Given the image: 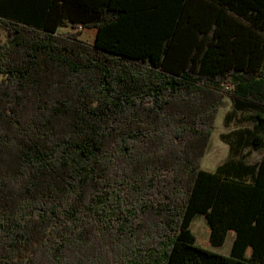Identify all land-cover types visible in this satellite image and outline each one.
<instances>
[{"label":"trees","instance_id":"trees-1","mask_svg":"<svg viewBox=\"0 0 264 264\" xmlns=\"http://www.w3.org/2000/svg\"><path fill=\"white\" fill-rule=\"evenodd\" d=\"M0 29V264H264V0H0ZM227 96L250 126L204 170Z\"/></svg>","mask_w":264,"mask_h":264},{"label":"rangeland","instance_id":"rangeland-1","mask_svg":"<svg viewBox=\"0 0 264 264\" xmlns=\"http://www.w3.org/2000/svg\"><path fill=\"white\" fill-rule=\"evenodd\" d=\"M79 30H81L80 37L84 40H92L94 36L93 31H88V29H85L83 27H79ZM60 31L64 32H73L75 29L72 28H64ZM0 39L3 41L6 36V32L0 29ZM2 76H0L1 79ZM233 105L231 99L227 96L224 100L223 106L220 109L217 122L215 123V128L213 131L212 138L210 139L208 151L205 154L204 161H203V169L213 171L217 167H219L222 163H224L227 159L231 157L230 147L229 145L223 141V134H227L232 130H236L241 126H250V122L241 120L239 118L234 119L229 124L227 121V115L231 111ZM263 155V152H253L250 156H248L249 163H254L261 159ZM208 226L207 221L205 217L201 214H197L191 225V231L196 232L200 227ZM232 246V239L231 237H228L226 239V242L223 246H213L210 245L209 248L215 250L217 253L222 254H228L230 252Z\"/></svg>","mask_w":264,"mask_h":264},{"label":"crops","instance_id":"crops-1","mask_svg":"<svg viewBox=\"0 0 264 264\" xmlns=\"http://www.w3.org/2000/svg\"><path fill=\"white\" fill-rule=\"evenodd\" d=\"M66 28H67V27H66ZM61 29H64V28H60L59 31H60ZM85 29H88V31H93V32H94V36H93L92 40H89V42L94 41V40H95V37H96V29H95V28H85Z\"/></svg>","mask_w":264,"mask_h":264}]
</instances>
